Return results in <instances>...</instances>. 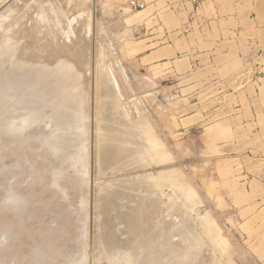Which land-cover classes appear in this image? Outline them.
<instances>
[{
    "label": "rangeland",
    "instance_id": "1",
    "mask_svg": "<svg viewBox=\"0 0 264 264\" xmlns=\"http://www.w3.org/2000/svg\"><path fill=\"white\" fill-rule=\"evenodd\" d=\"M127 3L0 0V264H264L229 153L133 82Z\"/></svg>",
    "mask_w": 264,
    "mask_h": 264
},
{
    "label": "crops",
    "instance_id": "2",
    "mask_svg": "<svg viewBox=\"0 0 264 264\" xmlns=\"http://www.w3.org/2000/svg\"><path fill=\"white\" fill-rule=\"evenodd\" d=\"M144 1L126 20L141 37L129 48L133 82L163 121L183 116L180 134L204 129L199 150L229 153L222 166L239 169L240 195L264 208V0Z\"/></svg>",
    "mask_w": 264,
    "mask_h": 264
},
{
    "label": "built area",
    "instance_id": "3",
    "mask_svg": "<svg viewBox=\"0 0 264 264\" xmlns=\"http://www.w3.org/2000/svg\"><path fill=\"white\" fill-rule=\"evenodd\" d=\"M127 4L131 11H143L146 8L144 0H128Z\"/></svg>",
    "mask_w": 264,
    "mask_h": 264
},
{
    "label": "bare ground",
    "instance_id": "4",
    "mask_svg": "<svg viewBox=\"0 0 264 264\" xmlns=\"http://www.w3.org/2000/svg\"><path fill=\"white\" fill-rule=\"evenodd\" d=\"M30 25H31V24H30ZM19 27H20V28H19ZM19 27H18V30L21 29V28H23L24 25H21V26L19 25ZM37 27H38V26H37ZM23 29H24V28H23ZM21 30H22V29H21ZM21 30H20V31H21ZM37 30H39V29H37ZM16 33L18 34L19 31H16ZM20 33H22V35H24V33L27 34L28 32L23 30V32H20ZM22 35H21V36H22ZM29 35H30V34H29ZM32 36H33V35H32ZM13 38H16V37H13ZM53 53L56 54V52H53ZM54 54H53V55H54ZM110 114H111V113H110ZM110 116H111V115H110ZM111 118H112V117H111Z\"/></svg>",
    "mask_w": 264,
    "mask_h": 264
}]
</instances>
